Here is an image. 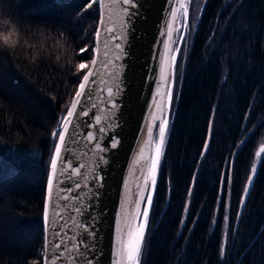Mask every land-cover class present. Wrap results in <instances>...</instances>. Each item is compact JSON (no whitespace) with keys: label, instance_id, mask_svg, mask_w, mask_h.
<instances>
[{"label":"trees","instance_id":"16d2710c","mask_svg":"<svg viewBox=\"0 0 264 264\" xmlns=\"http://www.w3.org/2000/svg\"><path fill=\"white\" fill-rule=\"evenodd\" d=\"M98 18L92 0H0L17 40L0 44V264L41 259L52 133ZM179 61L141 264H264V0H191Z\"/></svg>","mask_w":264,"mask_h":264},{"label":"water","instance_id":"95a60500","mask_svg":"<svg viewBox=\"0 0 264 264\" xmlns=\"http://www.w3.org/2000/svg\"><path fill=\"white\" fill-rule=\"evenodd\" d=\"M180 2L186 0H133L132 4L100 0L98 3L93 56L84 73L92 71L93 75L84 96L76 97L82 76L54 130L64 133L65 142L60 146L61 159L50 198L48 180L58 137L49 162L42 254L47 245V256L57 258L56 264H116L119 241L127 240L129 227L135 231L144 223L145 209L148 227L176 110L175 106L172 108L176 64L189 23L191 0H188L187 19L181 15L183 10L177 12L176 19L172 17ZM165 59L168 79L162 81ZM75 99L80 103L73 115L67 116ZM165 120L168 130L153 186L149 168L159 141V126ZM149 128L151 142L140 158V149L149 140ZM148 196L152 197L150 205Z\"/></svg>","mask_w":264,"mask_h":264},{"label":"snow or ice","instance_id":"6c2138e0","mask_svg":"<svg viewBox=\"0 0 264 264\" xmlns=\"http://www.w3.org/2000/svg\"><path fill=\"white\" fill-rule=\"evenodd\" d=\"M124 3L126 4H132L133 0H123ZM92 3H100V0H92ZM91 4H89V7ZM104 5L101 4V7ZM183 10L181 12V15L187 19L188 15V0L186 2H180L179 3V8L176 11H172V17L173 19L177 18V12ZM187 26V25H185ZM171 35V33H169ZM0 44H2L5 48L9 47H15L17 44V40L14 38V33L12 31H7V32H0ZM119 47V46H118ZM179 51V49H177ZM176 57H172V62H175ZM95 61H93V65H95ZM168 66V61L165 59L164 62V67L161 69V80L166 81L168 79L166 70ZM81 69L85 68L86 65L81 64L79 65ZM93 75L92 71H89L87 74L83 76V83L79 85L80 90L76 92V97H83L85 94V89L87 84L90 82L89 77ZM169 99L172 98L171 92L168 93ZM80 103L79 99L73 100L71 104V108L67 112V116H72L73 115V110L76 109L77 104ZM70 123V121H68ZM168 130V123L167 121H163L160 126H159V141L155 146V155L151 159V166L149 168V173L151 174L152 177V184L155 186L156 184V172H157V166L159 163V157L162 154L163 146L165 143V136L166 132ZM67 131V128L64 129V132ZM148 135H149V140L145 142V146L140 149V158H143L144 156V151L145 148L148 146V144L151 142V137H152V130L149 128L148 130ZM52 136L54 138L58 137L59 139V144L55 146V154L51 160V176L49 177L48 180V195L49 198L52 195L53 192V183H54V177L56 176V170H57V163L61 159V145H64L65 142V136L63 132H56L54 131L52 133ZM255 170L253 169V172ZM252 178L249 177L248 183L251 184ZM145 182L147 183V177L145 178ZM229 181L226 178V188L228 186ZM248 189L245 188V194H247ZM143 192H141V199H143ZM152 197L148 196L147 197V202L150 205L151 204ZM139 209H140V204L137 202L136 204V214L139 215ZM47 215V214H45ZM125 215H127L126 208H125ZM143 216L145 218L144 223L139 224L138 228L133 231L131 227H129V231L127 233V240H121L119 241L120 247L117 249V256L118 260L116 264H140L142 253H143V246H144V232L145 228L147 227V216H148V210L145 209L143 212ZM56 259L50 256H47V245L45 246L44 252L41 255V259L39 261H35L34 264H56Z\"/></svg>","mask_w":264,"mask_h":264},{"label":"rangeland","instance_id":"374dc122","mask_svg":"<svg viewBox=\"0 0 264 264\" xmlns=\"http://www.w3.org/2000/svg\"><path fill=\"white\" fill-rule=\"evenodd\" d=\"M181 71H182V68L180 67V61L178 58V62L176 64V70H175V77H174L172 108L175 106L177 99H178V95H179V89H180V84H181ZM263 151H264V145L262 144L258 147L256 151L255 158H254V166H256L257 162L259 161ZM253 169L256 170L255 167ZM254 174H255V171L254 172L252 171V174H251L252 180L254 178ZM250 185L251 184L248 185V189Z\"/></svg>","mask_w":264,"mask_h":264}]
</instances>
